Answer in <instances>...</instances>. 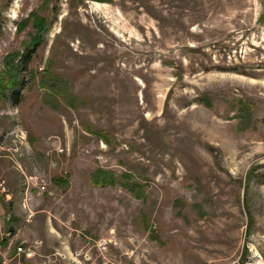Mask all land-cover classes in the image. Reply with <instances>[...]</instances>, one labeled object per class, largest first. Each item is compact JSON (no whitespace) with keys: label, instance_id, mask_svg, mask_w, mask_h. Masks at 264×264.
Wrapping results in <instances>:
<instances>
[{"label":"rangeland","instance_id":"rangeland-1","mask_svg":"<svg viewBox=\"0 0 264 264\" xmlns=\"http://www.w3.org/2000/svg\"><path fill=\"white\" fill-rule=\"evenodd\" d=\"M38 18L0 264H264V0H0V71Z\"/></svg>","mask_w":264,"mask_h":264},{"label":"trees","instance_id":"trees-1","mask_svg":"<svg viewBox=\"0 0 264 264\" xmlns=\"http://www.w3.org/2000/svg\"><path fill=\"white\" fill-rule=\"evenodd\" d=\"M35 32L30 35V41L25 45L22 52H14L8 54L3 59V68L0 71V97H7L12 104H16L20 97V90L22 89V79L19 77V68L27 61V58L30 56L37 47V44L41 40V35L45 30L46 26L41 18H38L34 22ZM7 89L9 94H7ZM7 94V95H6ZM98 174L99 181H95L92 178V182L97 184H105L106 175L103 172ZM111 179L109 180V182Z\"/></svg>","mask_w":264,"mask_h":264},{"label":"built area","instance_id":"built-area-1","mask_svg":"<svg viewBox=\"0 0 264 264\" xmlns=\"http://www.w3.org/2000/svg\"><path fill=\"white\" fill-rule=\"evenodd\" d=\"M43 186H40V188H42ZM103 245V244H101ZM31 245L28 246H24L23 243L17 244L14 249L12 250L13 252V256H16L14 258L17 259V261H19V257L22 255L24 257H30L32 255V249H30ZM102 248H104V246H102Z\"/></svg>","mask_w":264,"mask_h":264},{"label":"crops","instance_id":"crops-1","mask_svg":"<svg viewBox=\"0 0 264 264\" xmlns=\"http://www.w3.org/2000/svg\"><path fill=\"white\" fill-rule=\"evenodd\" d=\"M2 165H3V161H0V171L3 170ZM3 201H5V200H2V198L0 197L1 209H2L1 205H2ZM1 209H0V227H2V225L4 226L5 223L7 222V219L9 218V212L6 210L4 211L3 209L1 210Z\"/></svg>","mask_w":264,"mask_h":264}]
</instances>
